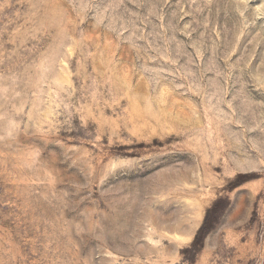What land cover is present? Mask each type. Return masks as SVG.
Returning a JSON list of instances; mask_svg holds the SVG:
<instances>
[{"label":"rangeland","instance_id":"obj_1","mask_svg":"<svg viewBox=\"0 0 264 264\" xmlns=\"http://www.w3.org/2000/svg\"><path fill=\"white\" fill-rule=\"evenodd\" d=\"M0 264H264V0H0Z\"/></svg>","mask_w":264,"mask_h":264},{"label":"trees","instance_id":"obj_2","mask_svg":"<svg viewBox=\"0 0 264 264\" xmlns=\"http://www.w3.org/2000/svg\"><path fill=\"white\" fill-rule=\"evenodd\" d=\"M200 230H202V228Z\"/></svg>","mask_w":264,"mask_h":264}]
</instances>
